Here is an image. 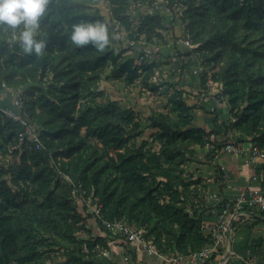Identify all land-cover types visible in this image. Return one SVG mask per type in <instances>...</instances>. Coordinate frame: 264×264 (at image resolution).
Listing matches in <instances>:
<instances>
[{"label": "trees", "instance_id": "1", "mask_svg": "<svg viewBox=\"0 0 264 264\" xmlns=\"http://www.w3.org/2000/svg\"><path fill=\"white\" fill-rule=\"evenodd\" d=\"M129 1L51 0L41 19L38 38L47 47L40 57L23 54L11 40L12 30L0 28V85L24 89L22 113L42 145L20 143L24 127L0 112V156L10 153L9 145L19 154L9 177L0 168V264H42L45 251L60 242L72 246L67 264H94L95 246L108 250V244L102 237L78 238L87 210L74 202L79 186L102 205L101 219H121L143 230L161 255L188 256L210 242L203 222L209 212L199 192L205 185L184 177V166L206 140L216 146L219 130L192 127L196 106L187 105L175 87L167 98L169 113L146 118L159 144L150 150L145 142L130 144L133 133L141 131L134 111L114 100L94 101L108 69L109 79L126 86L143 69V87L157 91L148 83L145 65L116 53L111 27L98 8L106 2L112 18L129 30ZM184 6L180 19L195 45L189 55L199 54L203 65H212L202 77L210 74L223 86L230 115L224 132L248 137L264 151V0H185ZM97 21L109 31L105 51L71 43L73 23ZM161 23L158 14H146L137 33L148 41L161 39ZM260 188L264 191V181Z\"/></svg>", "mask_w": 264, "mask_h": 264}, {"label": "crops", "instance_id": "2", "mask_svg": "<svg viewBox=\"0 0 264 264\" xmlns=\"http://www.w3.org/2000/svg\"><path fill=\"white\" fill-rule=\"evenodd\" d=\"M172 25L176 30L173 32L167 31L164 37L165 44L160 43L157 45V49L166 56L175 54L176 57L172 58L173 61L185 58V64L187 65L183 66L182 69L177 70L174 65L172 83L177 84L178 88L184 94L186 93L185 95L188 96V101L191 100L192 105H196L193 111L192 127L202 128L206 131L217 129L219 134L214 137L216 141L220 142L223 139L222 136H224L230 141H238L239 144L247 148L251 143L250 138L234 132H224L223 126L230 121L227 103L216 101L210 90L205 89L202 94L200 93L199 69L190 60L192 55H188L193 46L187 43L188 40L184 31L180 30L181 24L174 23ZM179 62L181 61L179 60ZM180 72H182V75H180ZM163 76L164 78L167 77L166 75ZM11 95V90L0 87V102L3 105H11ZM183 100L187 103V99L183 98ZM160 113L163 112L158 111L155 114ZM197 149L195 148L199 159L205 156L208 158V160L200 159L199 163L203 161L204 164H200L201 172L198 174V177L205 179L204 183L206 184L203 194L205 206L209 212V216L203 220L206 225L215 221L216 213L219 211L218 206L213 207L216 196L222 199L231 198L247 186L260 187L261 182L264 181V169H258V167L264 161L248 164L243 155H232L225 152L215 154L211 151L212 148L206 147H198ZM252 173L256 174L257 180H252ZM107 244L108 256L106 257L114 260L116 264H172L167 260L172 254L148 256L135 253L123 239H117L113 242L107 241ZM185 264L192 263L186 261ZM205 264H264V215L249 212L242 214L238 221L234 223L230 235L223 240Z\"/></svg>", "mask_w": 264, "mask_h": 264}, {"label": "rangeland", "instance_id": "3", "mask_svg": "<svg viewBox=\"0 0 264 264\" xmlns=\"http://www.w3.org/2000/svg\"><path fill=\"white\" fill-rule=\"evenodd\" d=\"M129 2L130 8L126 12V14H128L131 19V24L129 26L130 28H128L129 30H125V28H122L119 23L112 18L111 8L106 2H101L98 5V8L111 27L113 37L115 38V42L112 43V45L116 53H120L123 59H136L138 52H143V54L147 56V59L142 62V64L147 67L146 71L148 73L146 74V76H148V83L153 84L157 88V91L156 93H152V91L148 90V88L143 87L144 84L142 81V77L145 75V70L143 69L139 71L141 73L140 78H138L134 84L129 86H126L120 80L109 79L108 69L99 82V86L97 89L98 95L94 97V101L101 103L106 100H114L117 101L121 106L134 111L136 119L140 122L141 131L133 133L132 138L130 139V144L140 145L142 142H145L146 149L158 150L159 144L152 138L153 131L147 127L148 122L146 118L153 114L156 115L155 113H157L158 111L163 112L164 114L169 113L170 106H167V98L172 94L174 90H176L175 87L180 90L177 84L172 83V74L174 72L173 68H175L176 66L177 70H180L187 64H185V58L181 59L178 57L181 62H179V60L173 61L172 58L176 57L175 54L166 56L158 51L157 45H159L160 43L165 44L164 37L167 31L173 32L174 30H176L174 29V26L172 24H181L182 27H180V30L184 31L183 24L180 18L185 8V0H175L171 5L168 4L171 3L172 0H155L151 4L146 3L142 5H140L136 0H130ZM156 12L158 13V15L160 14L159 16H161L162 14L161 24L163 30L160 31V35L162 38L160 39L154 36L153 40L148 41L144 36L137 33L139 22L142 16L146 14H157ZM194 47L195 45L192 48ZM190 60H192V63L199 69L201 79L200 93L202 94L205 89H208V87H206L204 79L208 75H210L208 74L203 78L202 73H204L206 69L209 70L210 67L212 68V65H210L208 68L206 65H203L202 57L199 56V54H193L192 57H190ZM135 62L137 63L136 60ZM213 70H217V67H214ZM163 75H166L167 77L164 78ZM180 75H182V72H180ZM42 86L46 88L47 85L43 84ZM214 89L211 90L212 94ZM185 94L183 92L181 93L182 97L185 100L187 99V105L196 106L192 105L191 100L188 101V96H186ZM170 115L174 116L175 113H170ZM222 138L223 139H221L220 142L217 141V144H221L224 141L229 140L224 136H222ZM197 148L196 150H198ZM215 148L216 149H212L211 151L215 154L221 152L219 150V147L216 146ZM9 149V154H7L6 156H0V168H3V170L5 171L6 177L10 176L12 167L19 163V154L16 155L15 153H13L15 147H11L9 145ZM196 150L195 154L191 157L190 162L184 166V177L187 178L189 175H192L193 180H201V184L199 187H201L202 185H205L206 187V184L204 183L205 179L198 177V174H200L201 172L200 164H204V162L201 161V163H199L202 157L200 159L198 158V152H196ZM202 159L208 160L206 156ZM199 192L201 194H204L202 190ZM74 202L77 208L81 211L82 204L75 198ZM195 202H197V200H195ZM81 224H83V228L77 232V236L82 240H93L97 237H102L105 238V240L108 242H113L117 239H121L119 236L113 235L110 231L106 230L105 227L103 228V226L101 225L102 223H98V221L94 219L93 216L89 215V212L87 210L82 215ZM71 247L72 246L68 245V243L60 242L58 245L48 248L45 251V257L42 264H67L70 260L68 250ZM92 260L95 261L94 264H116L114 260L101 254H95Z\"/></svg>", "mask_w": 264, "mask_h": 264}, {"label": "built area", "instance_id": "4", "mask_svg": "<svg viewBox=\"0 0 264 264\" xmlns=\"http://www.w3.org/2000/svg\"><path fill=\"white\" fill-rule=\"evenodd\" d=\"M188 44L189 41H187ZM147 59V56L143 52L137 53L136 61L141 64ZM206 87L213 91V95L218 102H226V99L221 95L222 84L216 83L210 76L205 79ZM2 89L12 91V102L10 106H5L0 102V112L5 117L11 119L13 122L20 123L24 130L20 134V143L25 140H31L36 143L37 148H41L42 145L27 123V120L23 116L24 107V89H11L7 88L3 83L0 85ZM207 89V90H208ZM212 141V140H210ZM218 143V142H217ZM221 152L229 153L232 155H243L246 158L248 164H254L259 161H264V151L259 149L253 143H250L247 148L239 144L238 141H224L221 144H216ZM215 146V147H216ZM206 148L216 149L211 143L206 140ZM255 173H252V180H257ZM80 190V186L74 190V198L82 204V207H86L87 211L93 214L94 219H101L102 205L94 201L91 196H85V193ZM219 207L218 213H216V219L213 223L204 224V231L210 236V242L205 245L200 251L188 256H181L178 254H172L168 257V261L172 264H185L186 261L192 264H205L208 259L216 252L218 246L221 245L224 239L230 235L233 225L242 214L247 212L253 214L264 215V191L259 186H247L242 188L234 197L231 198H215L213 207ZM102 225L106 230L112 234L118 235L123 241L130 247L135 253H142L145 255L161 256L155 249L151 241L145 239L143 230L130 226L121 219H114L112 221H106L101 219ZM94 251L97 254L108 256V251L96 245ZM84 253H88V249H83Z\"/></svg>", "mask_w": 264, "mask_h": 264}, {"label": "clouds", "instance_id": "5", "mask_svg": "<svg viewBox=\"0 0 264 264\" xmlns=\"http://www.w3.org/2000/svg\"><path fill=\"white\" fill-rule=\"evenodd\" d=\"M50 3L51 0H0V28L12 30L11 40L23 54H44L47 42L38 37L41 19ZM68 38L77 47L92 45L100 52L110 44L107 25L98 21L73 23Z\"/></svg>", "mask_w": 264, "mask_h": 264}]
</instances>
